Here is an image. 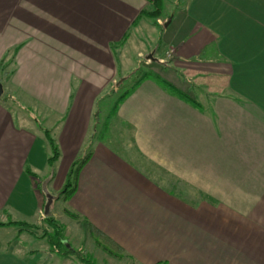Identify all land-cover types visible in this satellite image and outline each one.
Segmentation results:
<instances>
[{
    "label": "crops",
    "instance_id": "crops-1",
    "mask_svg": "<svg viewBox=\"0 0 264 264\" xmlns=\"http://www.w3.org/2000/svg\"><path fill=\"white\" fill-rule=\"evenodd\" d=\"M167 1L0 0V62L58 117L59 149L50 167L43 130L0 99V213L40 216V179L58 191L90 145L63 203L91 241L131 264H264V0ZM157 7L156 19L140 16ZM142 34L157 38L147 58L160 77L196 104L146 78L113 116L131 148L89 144L100 97L133 72L117 56L147 54ZM7 245L0 264H28Z\"/></svg>",
    "mask_w": 264,
    "mask_h": 264
},
{
    "label": "rangeland",
    "instance_id": "rangeland-1",
    "mask_svg": "<svg viewBox=\"0 0 264 264\" xmlns=\"http://www.w3.org/2000/svg\"><path fill=\"white\" fill-rule=\"evenodd\" d=\"M169 6V7H167ZM163 7L165 9H169L172 5L169 4L167 0H163ZM163 23V21H161ZM145 42L144 49H147V54L140 59L137 57V51L135 49H131L130 58L119 57L117 56V60L120 62V72H122V68L127 66L130 70L127 69V72H133L129 75L127 79L121 80V74H119L114 82L110 83V86L104 91V94L100 97V100L96 104V108L94 110V115L92 118V124L89 131L88 140L90 143V138L93 136L91 140H99L101 137L104 143H110L116 149L119 147L120 151L125 149H130L131 146L127 144V140L130 136L129 131L123 127V125L115 119L113 116L108 118V114L110 112L111 107L113 106L117 97L125 90L130 88V86L138 79L143 72H153L158 76L160 75V71L162 69L159 67L157 62H153V60H149L147 56L151 53V50L157 48V38L156 37H145L143 34L141 35ZM150 52V53H149ZM169 56H165L163 59L164 63H169ZM3 60L2 64H0V77L3 79L10 73V66L8 62ZM164 76V75H162ZM4 93L9 97V101L7 104L12 108L15 115H17L19 120L22 123H27L30 126H34V128H40L43 131L46 129L51 136L54 137V126L58 122V117L50 116L47 111L35 103L28 100L23 96L20 92L16 91L10 82H5ZM196 100L204 105L202 99L196 97ZM87 149V147H86ZM117 150V149H116ZM85 153V151H84ZM49 171H53V169H49ZM45 178H41L40 190L47 187L48 196H51V201L48 206V213L51 215L55 221L63 227V235L66 239L67 243L74 250L79 251L80 256H84L85 258L90 259L95 264H131L126 259H117L105 254L101 249L95 246L94 242L91 241L89 234L85 233V228L82 222H78L77 219H73L68 216L64 212V207L66 205L62 201V195L60 194V188L58 191L56 187L51 183L49 186H45ZM46 204L48 201V197L45 200ZM44 205L40 216L37 218L29 217L27 219H16L15 215L8 212L7 214L0 213V223H7L8 221L13 220H25L30 225L38 227V229H34V233L36 237L29 235L27 232L20 233L17 227L14 226H0L6 228H0V239L3 242L8 243L7 247L12 250H16L20 259L24 260L28 264H81L78 259L75 257L71 258H62L56 256L51 252L46 240L41 239V235L43 233L51 232V228L44 222V210L46 207ZM37 222V223H35ZM35 223V224H34ZM46 231V232H45ZM37 239V240H36ZM38 239L40 241H38ZM93 240V239H92Z\"/></svg>",
    "mask_w": 264,
    "mask_h": 264
},
{
    "label": "trees",
    "instance_id": "trees-1",
    "mask_svg": "<svg viewBox=\"0 0 264 264\" xmlns=\"http://www.w3.org/2000/svg\"><path fill=\"white\" fill-rule=\"evenodd\" d=\"M159 7L155 8L153 11H144L141 13L140 16L156 19L159 15ZM3 61L0 62L2 64ZM12 73L10 72L5 78L3 79L0 77V81L3 85V88L5 87V82H10ZM146 78H151L156 81L158 85H160L164 90L168 91L169 93L179 97L180 99L190 103V104H196L191 98H189L186 94L182 93L178 89H176L171 83L167 82L160 76L156 75L153 72H143L142 75L136 79V81L130 86V88L125 89L115 100L113 106L110 109V112L108 114V118L115 116L117 108L119 104L137 87V85L144 79ZM2 98L4 104L8 105L7 102L9 101V97L6 95V92L0 99ZM44 136L46 138V141L50 147L51 154L47 159L48 164L53 166L56 161L59 158V149L58 145L56 143V140L51 136L50 133L45 129L44 131ZM93 138V136L90 138V140ZM91 143V141H90ZM89 143V144H90ZM90 145L87 146V149L85 150V153H83L82 156L76 158L74 162L71 164L69 171L66 175V179L64 181V184L62 188L60 189V194L62 195V201L65 202L72 196V194L76 190V185H77V178L78 174L82 168V166L87 162L89 159V156L91 155L90 153ZM64 212L70 216L73 219H78V215L71 213L68 209L64 208ZM44 222L51 228V232L49 233H43L41 235V239L46 240L50 250L52 253H54L58 257L62 258H71L75 257L78 259L81 264H95L92 262L90 259L85 258L84 256H80L79 251L74 250L70 247V245L67 243L66 239L64 238L63 235V227H61L55 219L47 214L46 217H44ZM0 226H14L18 228V231L20 233L22 232H27L29 235L36 237L34 233V229H38V227H35L33 225H30L27 222L23 221H8L7 223H0ZM46 232V231H45ZM94 244L96 247L101 249L105 254L108 256L117 258V259H122L124 255L118 253L114 249L110 248L106 244H104L99 238L96 236H93Z\"/></svg>",
    "mask_w": 264,
    "mask_h": 264
},
{
    "label": "water",
    "instance_id": "water-1",
    "mask_svg": "<svg viewBox=\"0 0 264 264\" xmlns=\"http://www.w3.org/2000/svg\"><path fill=\"white\" fill-rule=\"evenodd\" d=\"M152 58V56H151ZM4 94V89H3V85L0 81V96H2ZM48 197V201H47V204H46V207H45V210H44V214L46 215L48 213V206L50 204V201H51V196H47Z\"/></svg>",
    "mask_w": 264,
    "mask_h": 264
}]
</instances>
